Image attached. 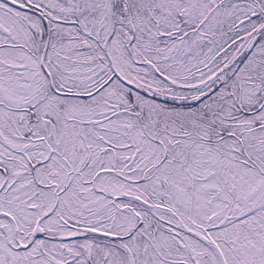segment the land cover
I'll return each instance as SVG.
<instances>
[{
    "label": "snow or ice",
    "instance_id": "obj_1",
    "mask_svg": "<svg viewBox=\"0 0 264 264\" xmlns=\"http://www.w3.org/2000/svg\"><path fill=\"white\" fill-rule=\"evenodd\" d=\"M0 264H264V0H0Z\"/></svg>",
    "mask_w": 264,
    "mask_h": 264
}]
</instances>
